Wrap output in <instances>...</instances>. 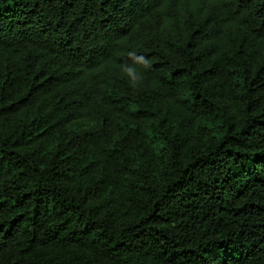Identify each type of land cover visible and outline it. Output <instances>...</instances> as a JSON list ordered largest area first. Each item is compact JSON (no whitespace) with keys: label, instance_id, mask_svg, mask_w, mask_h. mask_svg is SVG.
<instances>
[{"label":"trees","instance_id":"trees-1","mask_svg":"<svg viewBox=\"0 0 264 264\" xmlns=\"http://www.w3.org/2000/svg\"><path fill=\"white\" fill-rule=\"evenodd\" d=\"M0 264H264V0H0Z\"/></svg>","mask_w":264,"mask_h":264},{"label":"clouds","instance_id":"clouds-1","mask_svg":"<svg viewBox=\"0 0 264 264\" xmlns=\"http://www.w3.org/2000/svg\"><path fill=\"white\" fill-rule=\"evenodd\" d=\"M128 60L120 65L121 74L127 79L133 90H138L143 83L145 70L151 67L150 61L136 50L127 53Z\"/></svg>","mask_w":264,"mask_h":264}]
</instances>
